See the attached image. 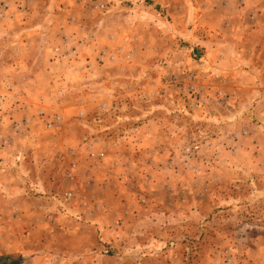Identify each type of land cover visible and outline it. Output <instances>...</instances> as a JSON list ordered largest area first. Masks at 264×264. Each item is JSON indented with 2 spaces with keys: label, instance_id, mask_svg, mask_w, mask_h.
Segmentation results:
<instances>
[{
  "label": "rangeland",
  "instance_id": "374dc122",
  "mask_svg": "<svg viewBox=\"0 0 264 264\" xmlns=\"http://www.w3.org/2000/svg\"><path fill=\"white\" fill-rule=\"evenodd\" d=\"M3 1L0 263L264 264V0Z\"/></svg>",
  "mask_w": 264,
  "mask_h": 264
},
{
  "label": "trees",
  "instance_id": "16d2710c",
  "mask_svg": "<svg viewBox=\"0 0 264 264\" xmlns=\"http://www.w3.org/2000/svg\"><path fill=\"white\" fill-rule=\"evenodd\" d=\"M19 259H12L11 261H6L5 259H3V262L0 264H19Z\"/></svg>",
  "mask_w": 264,
  "mask_h": 264
},
{
  "label": "crops",
  "instance_id": "0c3cea01",
  "mask_svg": "<svg viewBox=\"0 0 264 264\" xmlns=\"http://www.w3.org/2000/svg\"><path fill=\"white\" fill-rule=\"evenodd\" d=\"M249 71H250V70H249ZM250 72H252V71H250ZM261 75H262V74H261ZM261 75H260V76L258 75V76L261 77ZM256 76H257V75H256ZM256 76L252 74V77H254L255 79L258 77V76H257V77H256ZM260 79L262 80V78H260ZM259 83H260V82H259Z\"/></svg>",
  "mask_w": 264,
  "mask_h": 264
},
{
  "label": "built area",
  "instance_id": "2783aa9c",
  "mask_svg": "<svg viewBox=\"0 0 264 264\" xmlns=\"http://www.w3.org/2000/svg\"><path fill=\"white\" fill-rule=\"evenodd\" d=\"M7 1H9V0H4L3 1V6H6L7 5Z\"/></svg>",
  "mask_w": 264,
  "mask_h": 264
}]
</instances>
